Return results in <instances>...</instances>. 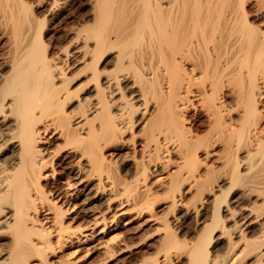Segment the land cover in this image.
I'll return each mask as SVG.
<instances>
[{"label":"bare ground","instance_id":"bare-ground-1","mask_svg":"<svg viewBox=\"0 0 264 264\" xmlns=\"http://www.w3.org/2000/svg\"><path fill=\"white\" fill-rule=\"evenodd\" d=\"M247 1L0 0V264H264Z\"/></svg>","mask_w":264,"mask_h":264},{"label":"rangeland","instance_id":"rangeland-1","mask_svg":"<svg viewBox=\"0 0 264 264\" xmlns=\"http://www.w3.org/2000/svg\"><path fill=\"white\" fill-rule=\"evenodd\" d=\"M250 0H248L247 2L248 3H246V9H247V11H248V14H249V16L251 17V19H253V20H255V18H256V16H264V14H262V13H256L257 11H256V5H255V1H253V0H251L250 2H249ZM75 7V8H74ZM73 8H72V10H70V12L69 13H67V12H65V14H63V15H61V11L59 10L58 11V9L57 10H55L54 12L55 13H53L52 14V16H72L71 18H62L60 21H56L55 23H52V24H48L47 23V25H45L46 27H45V29H46V32H47V35H46V39H48V41H49V39H51L50 41H52V40H55V39H57V37L59 36V38L61 37L60 35H58L59 33L61 34L63 31L62 30H64V29H62L63 27L65 28L67 25H69L70 24V22H71V19L72 18H74V17H82V16H86V14H85V12H86V7H84V6H82V5H76V6H74ZM73 10H74V12H73ZM59 12V13H58ZM258 14V15H257ZM49 16H51V15H49ZM74 16V17H73ZM78 17V18H79ZM64 19V20H63ZM70 19V20H69ZM69 20V21H68ZM68 23V24H67ZM56 24V25H55ZM52 25V26H51ZM61 25V26H60ZM63 25V26H62ZM65 25V26H64ZM49 26V27H48ZM56 26V27H55ZM51 27V28H50ZM53 27V28H52ZM62 27V28H61ZM48 28H50V29H52V30H50V29H48ZM55 29V30H54ZM54 31H56L55 33H54V36H53V32ZM62 31V32H61ZM52 33V34H51ZM57 35V36H56ZM49 38H48V37ZM51 37V38H50ZM56 37V38H55ZM53 38V39H52ZM57 39L58 41H62V38H60V39ZM62 43V42H61ZM132 147V148H131ZM126 149H128V150H131L132 151V149H133V146L132 145H129V146H127L126 147ZM201 156H203V154H201ZM118 161H120L121 162V159H119ZM117 161V162H118ZM118 163L119 165L121 164V163ZM236 191V190H235ZM231 193V192H230ZM229 197H230V194H229ZM229 221H230V219H229ZM96 254V255H95ZM94 255H95V257H98V252H96V253H94L93 255H92V257H91V260H92V258H93V260H96V258L94 259ZM111 263V262H110ZM110 263H108V264H110Z\"/></svg>","mask_w":264,"mask_h":264}]
</instances>
